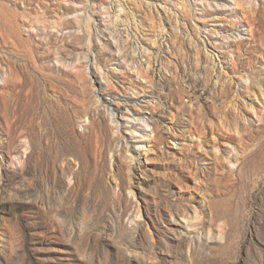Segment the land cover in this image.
Here are the masks:
<instances>
[{
    "label": "rangeland",
    "instance_id": "obj_1",
    "mask_svg": "<svg viewBox=\"0 0 264 264\" xmlns=\"http://www.w3.org/2000/svg\"><path fill=\"white\" fill-rule=\"evenodd\" d=\"M0 264H264V0H0Z\"/></svg>",
    "mask_w": 264,
    "mask_h": 264
},
{
    "label": "bare ground",
    "instance_id": "obj_2",
    "mask_svg": "<svg viewBox=\"0 0 264 264\" xmlns=\"http://www.w3.org/2000/svg\"><path fill=\"white\" fill-rule=\"evenodd\" d=\"M145 127V126H144Z\"/></svg>",
    "mask_w": 264,
    "mask_h": 264
}]
</instances>
